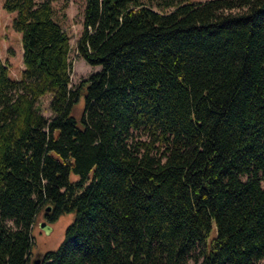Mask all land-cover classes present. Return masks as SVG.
Returning a JSON list of instances; mask_svg holds the SVG:
<instances>
[{
	"label": "trees",
	"instance_id": "16d2710c",
	"mask_svg": "<svg viewBox=\"0 0 264 264\" xmlns=\"http://www.w3.org/2000/svg\"><path fill=\"white\" fill-rule=\"evenodd\" d=\"M53 1L3 3L24 68L0 59V264H31L48 206L74 219L42 264L264 261V0H86L101 69L74 87Z\"/></svg>",
	"mask_w": 264,
	"mask_h": 264
},
{
	"label": "rangeland",
	"instance_id": "374dc122",
	"mask_svg": "<svg viewBox=\"0 0 264 264\" xmlns=\"http://www.w3.org/2000/svg\"><path fill=\"white\" fill-rule=\"evenodd\" d=\"M153 6L155 10L167 11L162 9L157 3L160 0H143ZM192 2L204 0H189ZM4 0H0V59L7 61L9 65L10 76L13 79H20L23 64V46L21 42V33L17 32L13 26V19L16 12H7L3 8ZM54 15L53 18L70 36V62H71V85L77 86L83 79L101 69L100 65L88 64L78 53L77 41L83 32L84 10L86 0H54L52 3ZM52 94L46 93L40 97L38 106L46 117L52 116L50 102ZM76 117L80 118L84 108V98L75 106ZM45 212L41 211L36 219L33 229V247L31 251V260L37 256L44 255L45 252L55 250L61 244L66 227L74 219V213L63 214L59 219L50 222ZM45 222L49 227L47 230L41 226ZM259 264H264V261Z\"/></svg>",
	"mask_w": 264,
	"mask_h": 264
},
{
	"label": "water",
	"instance_id": "95a60500",
	"mask_svg": "<svg viewBox=\"0 0 264 264\" xmlns=\"http://www.w3.org/2000/svg\"><path fill=\"white\" fill-rule=\"evenodd\" d=\"M47 212L51 211V206H48L46 208ZM42 227H44L45 230H47L49 227L45 222L41 224ZM43 263V256H37L34 260H31V264H42Z\"/></svg>",
	"mask_w": 264,
	"mask_h": 264
},
{
	"label": "flooded vegetation",
	"instance_id": "af4514ba",
	"mask_svg": "<svg viewBox=\"0 0 264 264\" xmlns=\"http://www.w3.org/2000/svg\"><path fill=\"white\" fill-rule=\"evenodd\" d=\"M40 256H42V255H40Z\"/></svg>",
	"mask_w": 264,
	"mask_h": 264
}]
</instances>
